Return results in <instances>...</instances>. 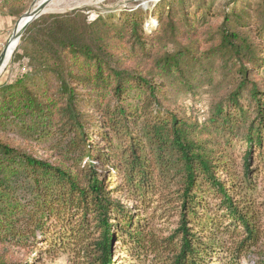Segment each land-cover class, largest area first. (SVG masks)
<instances>
[{
    "label": "trees",
    "instance_id": "trees-1",
    "mask_svg": "<svg viewBox=\"0 0 264 264\" xmlns=\"http://www.w3.org/2000/svg\"><path fill=\"white\" fill-rule=\"evenodd\" d=\"M164 4L151 25L143 8H75L23 32L11 62L26 69L0 84V264H112L121 240L139 264H208L223 239L230 264H264V0ZM199 74L226 89L209 124L173 107Z\"/></svg>",
    "mask_w": 264,
    "mask_h": 264
},
{
    "label": "rangeland",
    "instance_id": "rangeland-1",
    "mask_svg": "<svg viewBox=\"0 0 264 264\" xmlns=\"http://www.w3.org/2000/svg\"><path fill=\"white\" fill-rule=\"evenodd\" d=\"M40 0H10V7L5 5L4 0H0V53L5 46L12 40L14 35L15 27L19 19L29 10L36 7ZM49 7L48 13L56 12H67L75 8H84L89 18L94 19L99 13H113L120 16L122 11L128 9L143 8V10H149L145 14L146 19L150 25L155 22V17L152 13L155 10L166 13L164 7L165 3L174 2V0H53ZM189 5H197L199 2L204 0H185ZM255 2L256 0H247ZM231 0H207V4L210 5L212 12H221L224 9L230 10L233 5L229 4ZM16 11V16H9L12 11ZM190 12L194 11V6L190 7ZM152 11V12H151ZM221 20L214 17L208 27H216L220 24ZM204 26L198 28L195 32L199 35L203 31ZM201 40H204L202 38ZM19 44V43H18ZM16 49V48H15ZM13 55V54H12ZM12 57L7 60L6 65L0 69V84L6 81H12L16 78L19 71H24L22 62H28L26 57L18 60L15 63L11 62ZM204 74H199L198 79L193 80V89L190 92H175L173 107L181 113L187 114L192 120H198L201 124H209L210 115L212 112V105L217 102L220 98L222 99L223 93L226 89L223 86L217 87L215 84L205 82V78H201ZM258 83L264 91V67L259 69ZM174 92V91H173ZM214 106V105H213ZM98 144L103 145V141L100 138L97 139ZM260 168L264 167V164H258ZM253 165V166H255ZM254 182L256 181V192L254 193L255 198L258 202L263 203L262 209L264 211V171L257 173L254 176ZM125 205L133 208L134 203L130 200H126L123 197L120 198ZM177 224V217L170 211L165 216H158L154 219L153 225L156 233L168 236L172 232ZM212 242L211 240H208ZM223 246L219 247L216 253L207 257L208 264H230L229 254H224L223 249L226 246L232 248V244L228 243L227 240L223 239ZM124 241H116L113 244V256L112 264H139L133 259V250L123 243ZM40 254V252L35 253ZM228 255V256H227ZM35 256V255H33ZM252 257L250 254L243 255L242 259L238 260L237 264H248L249 258ZM34 264H69V257L62 251H56L50 255L44 253L40 260H35Z\"/></svg>",
    "mask_w": 264,
    "mask_h": 264
},
{
    "label": "water",
    "instance_id": "water-1",
    "mask_svg": "<svg viewBox=\"0 0 264 264\" xmlns=\"http://www.w3.org/2000/svg\"><path fill=\"white\" fill-rule=\"evenodd\" d=\"M53 2V0H40L35 8L32 10H29L26 12L17 22V25L15 27L14 35L12 37V40L5 46V48L0 53V69L6 65L7 60H9L12 57V54L15 51V48L17 47L20 38L23 34V32L26 30L28 25L36 18L40 17L41 15L48 13L49 6ZM21 22L22 25H21ZM13 41H16L15 48L12 49V43ZM10 53V54H9ZM9 55V56H8Z\"/></svg>",
    "mask_w": 264,
    "mask_h": 264
},
{
    "label": "bare ground",
    "instance_id": "bare-ground-1",
    "mask_svg": "<svg viewBox=\"0 0 264 264\" xmlns=\"http://www.w3.org/2000/svg\"><path fill=\"white\" fill-rule=\"evenodd\" d=\"M53 2H54V1H53ZM51 4H52V3H51ZM51 4H50V5H51ZM49 7H50V6H49ZM22 23H23V22H21V25H22ZM15 45H16V41H13V43H12V49L15 48ZM9 54H10V53H9ZM8 56H9V55H8Z\"/></svg>",
    "mask_w": 264,
    "mask_h": 264
},
{
    "label": "built area",
    "instance_id": "built-area-1",
    "mask_svg": "<svg viewBox=\"0 0 264 264\" xmlns=\"http://www.w3.org/2000/svg\"><path fill=\"white\" fill-rule=\"evenodd\" d=\"M26 68L24 67V70H25Z\"/></svg>",
    "mask_w": 264,
    "mask_h": 264
}]
</instances>
